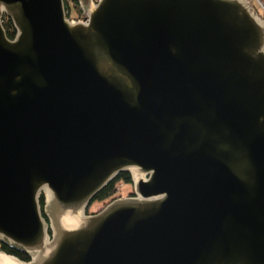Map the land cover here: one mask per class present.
Returning <instances> with one entry per match:
<instances>
[{"label": "water", "instance_id": "water-1", "mask_svg": "<svg viewBox=\"0 0 264 264\" xmlns=\"http://www.w3.org/2000/svg\"><path fill=\"white\" fill-rule=\"evenodd\" d=\"M70 1L0 0V264H264V19Z\"/></svg>", "mask_w": 264, "mask_h": 264}, {"label": "trees", "instance_id": "trees-1", "mask_svg": "<svg viewBox=\"0 0 264 264\" xmlns=\"http://www.w3.org/2000/svg\"><path fill=\"white\" fill-rule=\"evenodd\" d=\"M252 6L254 7L255 11L263 17L261 13V7L259 3L264 8V0H249ZM65 8L67 11V15L69 18L80 17V11L75 2H72L70 0H64ZM2 27L5 31V35L8 39H13L15 35L14 28L12 26V23L9 19L3 17L2 18ZM129 184V177L127 174H119L113 181H111L109 184H107L99 193L95 195V197L92 199L91 203L88 205L87 211L89 210H97L98 208H103V205L108 204L113 199L121 195V186L123 184ZM131 186V184L129 185ZM127 193V192H126ZM129 193V191H128ZM39 205L42 207V197L39 198ZM99 211V210H98ZM0 249L3 250L6 253L12 254L16 257H18L21 260H27L26 256L23 253L16 252L14 250H11L3 245H0Z\"/></svg>", "mask_w": 264, "mask_h": 264}, {"label": "rangeland", "instance_id": "rangeland-1", "mask_svg": "<svg viewBox=\"0 0 264 264\" xmlns=\"http://www.w3.org/2000/svg\"><path fill=\"white\" fill-rule=\"evenodd\" d=\"M261 13H262V15H263V11L261 10ZM130 185V183L129 184H123L122 186H121V194H126V192L128 193V191H130L131 192V190H132V187L131 186H129ZM104 207V206H103ZM101 208H98L97 210H95V211H91V212H89V211H86V215H89V214H91V213H97L98 212V210H100Z\"/></svg>", "mask_w": 264, "mask_h": 264}, {"label": "flooded vegetation", "instance_id": "flooded-vegetation-1", "mask_svg": "<svg viewBox=\"0 0 264 264\" xmlns=\"http://www.w3.org/2000/svg\"><path fill=\"white\" fill-rule=\"evenodd\" d=\"M72 18V17H71ZM75 19H76V17H74ZM79 18H81V16L79 17ZM79 18H77V19H79ZM131 195V193H130V191H129V193H126V194H121V195H119L118 197H122V196H130ZM118 197H116V198H118ZM103 206H105V205H103ZM91 211H95V210H89V212H91Z\"/></svg>", "mask_w": 264, "mask_h": 264}, {"label": "built area", "instance_id": "built-area-1", "mask_svg": "<svg viewBox=\"0 0 264 264\" xmlns=\"http://www.w3.org/2000/svg\"><path fill=\"white\" fill-rule=\"evenodd\" d=\"M259 5H260V7H261V9L263 11V19H264V8H263V6L260 3H259Z\"/></svg>", "mask_w": 264, "mask_h": 264}]
</instances>
